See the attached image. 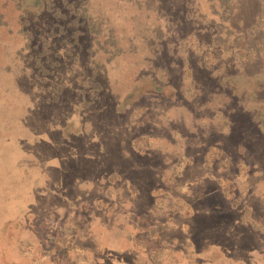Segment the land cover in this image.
Listing matches in <instances>:
<instances>
[{
    "label": "rangeland",
    "instance_id": "374dc122",
    "mask_svg": "<svg viewBox=\"0 0 264 264\" xmlns=\"http://www.w3.org/2000/svg\"><path fill=\"white\" fill-rule=\"evenodd\" d=\"M37 1L0 0V264H264V0Z\"/></svg>",
    "mask_w": 264,
    "mask_h": 264
},
{
    "label": "trees",
    "instance_id": "16d2710c",
    "mask_svg": "<svg viewBox=\"0 0 264 264\" xmlns=\"http://www.w3.org/2000/svg\"><path fill=\"white\" fill-rule=\"evenodd\" d=\"M19 2L20 7L22 6L25 10H28L31 7H41L37 0H19Z\"/></svg>",
    "mask_w": 264,
    "mask_h": 264
}]
</instances>
